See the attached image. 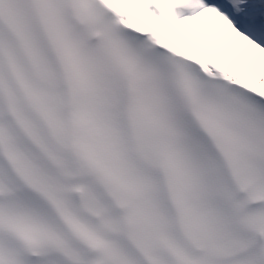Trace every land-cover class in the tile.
Instances as JSON below:
<instances>
[{
	"label": "snow or ice",
	"instance_id": "1",
	"mask_svg": "<svg viewBox=\"0 0 264 264\" xmlns=\"http://www.w3.org/2000/svg\"><path fill=\"white\" fill-rule=\"evenodd\" d=\"M202 5L209 10L213 30L221 33L219 43L229 45L233 54L251 57L252 46L264 50V0H202ZM237 37L246 49L239 48ZM255 183L264 194V173ZM203 221L207 236L198 243L204 255L190 264H264V201L254 205L237 194L206 213Z\"/></svg>",
	"mask_w": 264,
	"mask_h": 264
},
{
	"label": "bare ground",
	"instance_id": "2",
	"mask_svg": "<svg viewBox=\"0 0 264 264\" xmlns=\"http://www.w3.org/2000/svg\"><path fill=\"white\" fill-rule=\"evenodd\" d=\"M109 7L124 15V22L133 28L146 32H157L164 45L178 52L186 53L193 59L213 65L212 70L219 75L242 83L264 95V50L255 49L251 57L232 53L229 45L219 43L220 32L214 31L210 23L212 17L202 1L191 12H174L163 19L161 28L153 23L159 21L157 4L159 0H103ZM168 24L172 26L167 27ZM227 25V22L224 21ZM230 27V26H229ZM241 50L246 42L237 37Z\"/></svg>",
	"mask_w": 264,
	"mask_h": 264
}]
</instances>
